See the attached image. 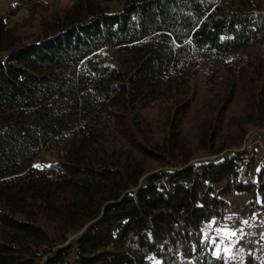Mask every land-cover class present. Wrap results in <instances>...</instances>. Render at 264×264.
Returning <instances> with one entry per match:
<instances>
[{"label":"trees","instance_id":"1","mask_svg":"<svg viewBox=\"0 0 264 264\" xmlns=\"http://www.w3.org/2000/svg\"><path fill=\"white\" fill-rule=\"evenodd\" d=\"M18 1L0 16V264H69L73 250L77 264H239L202 224L221 226L234 196H250L249 218L264 210V163L243 147L264 125V7L73 0L23 43L7 27L31 0ZM202 65L219 89L197 98ZM47 150L57 163L34 167ZM199 151L212 158L191 163ZM263 258L264 236L243 264Z\"/></svg>","mask_w":264,"mask_h":264},{"label":"rangeland","instance_id":"2","mask_svg":"<svg viewBox=\"0 0 264 264\" xmlns=\"http://www.w3.org/2000/svg\"><path fill=\"white\" fill-rule=\"evenodd\" d=\"M18 2V0H0V16L8 12L12 5ZM104 2L107 1L104 0ZM253 3L256 5L260 4L264 7V0H253ZM72 4L73 0H31L28 4L23 3V7L14 17L7 18V27L15 28L16 34L20 37V40L23 43L32 42L41 33L40 20L42 16L52 20L54 12L59 11L62 13L65 9L71 7ZM107 4L110 6L112 12H119L123 6V0H119L117 2H107ZM31 8H35V14L33 18L30 14ZM7 55L8 53L6 52H0V61H4ZM218 78L219 77L213 78V76L207 71V67L202 65L201 73L194 88L197 93V98L198 90H209V92L218 90ZM242 105V101L238 99L229 109L227 117L240 116L242 114ZM196 118V115L192 113L189 116L186 124V132L190 136L192 143L194 142L192 137L197 121ZM232 137L236 138L234 134H232ZM243 147H254L256 149L257 169H259V167L264 163V125L249 127V130L243 141ZM210 158L212 157L207 156L203 151H199L197 152L196 158L191 163ZM56 163V154L51 150L44 151L35 160V166H37L36 168H51ZM224 184L225 183L220 184L219 187L223 186ZM229 201L230 207L227 210L226 220L222 227L215 228L216 225L211 222L208 224H203L202 230L204 239L214 246V256L224 254L227 257L237 258L239 264H243L245 256L248 253L253 252L254 244L259 238L264 236V211L258 213L252 218H248L246 217L247 211L249 210L248 204L250 201L248 196L243 198H233ZM236 208L240 209V211L238 214L234 215L236 216V219H233L234 217L231 215V213ZM40 225L48 231L52 238H56L57 233L50 224L40 222ZM233 229L235 231H232ZM80 234L81 233L69 236L64 245L74 242ZM59 247L61 246H56L53 248V250H56ZM46 256L41 258L39 264L44 263ZM69 264H77L75 262L74 250L72 251V255L69 259ZM261 264H264V258L261 260Z\"/></svg>","mask_w":264,"mask_h":264},{"label":"crops","instance_id":"3","mask_svg":"<svg viewBox=\"0 0 264 264\" xmlns=\"http://www.w3.org/2000/svg\"><path fill=\"white\" fill-rule=\"evenodd\" d=\"M33 165L35 166V161H34V163H33ZM35 167H37V166H35ZM261 167V166H260ZM259 167V168H260ZM39 169H42V168H39ZM246 196H248L249 198H250V196L249 195H243V196H234V197H232V198H230V199H233V198H243V197H246ZM248 207H249V204H248ZM239 211H240V209H238V208H236L232 213H231V215L234 217L233 219H236L235 217L236 216H234V215H236V214H238L239 213ZM264 211V210H263ZM263 211H261V212H263ZM260 213V212H259ZM248 214H249V210L247 211V214H246V217H248ZM258 214V213H257ZM256 214V215H257ZM249 218V217H248ZM226 220V219H225ZM214 224H215V221H212ZM225 222V221H224ZM223 222V223H224ZM211 223V222H210ZM223 223H222V225H223ZM203 224H208V223H203ZM202 224V225H203ZM222 225L221 226H219V227H215V228H220V227H222Z\"/></svg>","mask_w":264,"mask_h":264},{"label":"snow or ice","instance_id":"4","mask_svg":"<svg viewBox=\"0 0 264 264\" xmlns=\"http://www.w3.org/2000/svg\"><path fill=\"white\" fill-rule=\"evenodd\" d=\"M225 227H227V226H225ZM218 231H219V230H218ZM232 231H235V230L233 229Z\"/></svg>","mask_w":264,"mask_h":264},{"label":"water","instance_id":"5","mask_svg":"<svg viewBox=\"0 0 264 264\" xmlns=\"http://www.w3.org/2000/svg\"><path fill=\"white\" fill-rule=\"evenodd\" d=\"M143 182V179H142V181H141V183Z\"/></svg>","mask_w":264,"mask_h":264}]
</instances>
